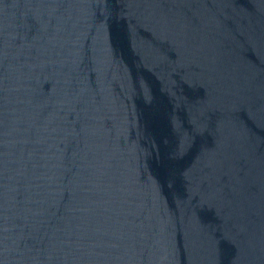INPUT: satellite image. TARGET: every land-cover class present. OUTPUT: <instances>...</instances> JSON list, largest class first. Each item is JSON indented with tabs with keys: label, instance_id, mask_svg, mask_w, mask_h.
Here are the masks:
<instances>
[{
	"label": "water",
	"instance_id": "95a60500",
	"mask_svg": "<svg viewBox=\"0 0 264 264\" xmlns=\"http://www.w3.org/2000/svg\"><path fill=\"white\" fill-rule=\"evenodd\" d=\"M0 264H264V0H0Z\"/></svg>",
	"mask_w": 264,
	"mask_h": 264
}]
</instances>
